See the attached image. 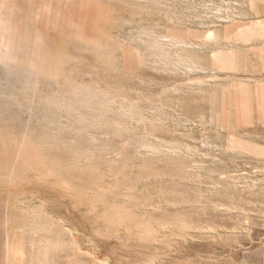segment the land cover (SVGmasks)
<instances>
[{"label": "rangeland", "instance_id": "rangeland-1", "mask_svg": "<svg viewBox=\"0 0 264 264\" xmlns=\"http://www.w3.org/2000/svg\"><path fill=\"white\" fill-rule=\"evenodd\" d=\"M2 57L35 73L0 91V264H264V0H0Z\"/></svg>", "mask_w": 264, "mask_h": 264}, {"label": "bare ground", "instance_id": "bare-ground-1", "mask_svg": "<svg viewBox=\"0 0 264 264\" xmlns=\"http://www.w3.org/2000/svg\"><path fill=\"white\" fill-rule=\"evenodd\" d=\"M4 57V56H3ZM2 57V59H3V61L5 62L4 64H6L4 67H5V69H4V73H6V76H5V78H3V79H1L0 78V91L1 90H3V89H5L6 90V88L7 87H9L11 84H13L18 78H22V77H24V76H27L28 75V77L30 76V74H34L35 72H32V70L31 69H26V68H18V67H13V66H10V64L8 63V60H9V58H7V59H4ZM16 60V59H15ZM42 60V59H41ZM183 61V60H182ZM10 62V61H9ZM9 64V65H8ZM37 67V66H36ZM39 71H40V69H39ZM27 78V77H26ZM31 78V77H30ZM33 78V77H32ZM31 82V81H30ZM12 87V86H11ZM76 88V87H75ZM74 88V89H75ZM9 88H7V90H8ZM77 89H79L78 87H77ZM84 88H82V89H80V91L81 90H83ZM85 90V89H84ZM76 92H78V90L76 91ZM1 93V92H0ZM4 94V93H3ZM76 94V93H75ZM1 95V94H0ZM90 95V94H89ZM6 96V95H5ZM16 96V95H15ZM61 96V95H60ZM91 96V95H90ZM105 96V95H104ZM1 97V96H0ZM88 97V96H87ZM102 98H103V96H102ZM107 99H108V97H106ZM53 99V98H52ZM107 99H103L102 100V102H101V104L103 105H101V107H105V105H107L108 103H110V100L108 101ZM50 100V99H49ZM63 100V99H62ZM62 100H60L59 98H56L55 99V101L57 102V103H60V101H62ZM91 100V99H90ZM90 100H88V103L90 102ZM50 102V101H49ZM54 102V101H53ZM67 102H69V101H67ZM46 103V102H45ZM73 103V102H72ZM68 104H70V103H68ZM87 104V103H86ZM50 105V104H49ZM45 106V105H44ZM70 107V106H69ZM13 108V107H12ZM66 108V107H65ZM4 109V108H3ZM102 109V108H101ZM19 113V112H18ZM6 114V113H5ZM71 114V113H70ZM8 116V115H7ZM87 117V116H86ZM89 117V116H88ZM85 120V119H84ZM55 121V120H54ZM54 123V122H53ZM0 131H1V129H0ZM3 132V131H2ZM25 136V135H24ZM26 137V136H25ZM15 140V139H14ZM6 148V147H5ZM16 150V149H15ZM18 150V149H17ZM32 155V154H31ZM29 157V156H28ZM24 158V157H23ZM13 159V158H12ZM80 160V159H79ZM52 161V160H51ZM37 162H38V160H37ZM53 162V161H52ZM40 163V162H39ZM48 164V163H47ZM16 168V167H15ZM31 169V168H30ZM52 171V170H51ZM50 171V172H51ZM2 176V175H1ZM2 177H4V176H2ZM9 177H10V175H9ZM3 181H5V180H3ZM66 181H68V180H66ZM107 185V184H106ZM61 186V185H60ZM116 209V208H115ZM118 209H121V208H118ZM124 210V209H123ZM114 211V210H113ZM120 211V210H119ZM27 212V211H26ZM130 212V211H129ZM116 213V212H115ZM129 214V213H128ZM21 215V214H20ZM124 216V215H123ZM135 216V215H134ZM45 217V216H44ZM120 217V216H119ZM34 218V217H33ZM121 218V217H120ZM121 219H119V221H120ZM130 220V219H129ZM41 222V221H40ZM137 222H139V221H137ZM121 223V222H120ZM37 224V223H36ZM140 226V225H139ZM46 227V226H45ZM48 229V228H47ZM46 229V230H47ZM152 229V228H151ZM150 229V230H151ZM44 230H45V228H44ZM40 231V230H39ZM149 231V230H148ZM151 232V231H150ZM46 239H44V241L43 240H40V241H38L37 243H35V242H33V243H35L34 245H33V247L35 248V249H37L38 250V252L40 253V254H42L40 257H42L43 255H44V251L45 250H47L48 248L49 249H51V248H53V250H54V248L55 247H57L58 246V244L60 245V243H55V242H52V241H45ZM57 241V240H56ZM10 242V241H9ZM59 247V246H58ZM37 250H36V253H37ZM46 254V253H45ZM6 255H8L9 257H12V259H18V254L16 253V251H14V249L12 248V247H10V245L7 243V249H6ZM7 256V257H8ZM37 256H39V255H37ZM9 259V258H8ZM11 259V258H10ZM9 259V260H10ZM36 260V259H35ZM43 260V259H42ZM41 260V261H42ZM18 261V260H17ZM42 262H45V261H42ZM41 262V263H42ZM43 264H45V263H43Z\"/></svg>", "mask_w": 264, "mask_h": 264}]
</instances>
